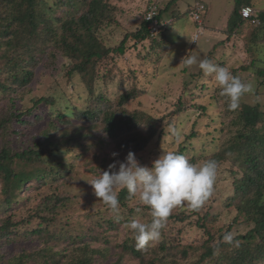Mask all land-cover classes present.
<instances>
[{
	"label": "trees",
	"instance_id": "trees-1",
	"mask_svg": "<svg viewBox=\"0 0 264 264\" xmlns=\"http://www.w3.org/2000/svg\"><path fill=\"white\" fill-rule=\"evenodd\" d=\"M108 1L0 0V142H2L0 184L3 197L0 199V215H3L0 219V247L17 237L16 229L21 224L13 223L7 213L15 205V200L24 189L25 183L34 179L42 180L46 174L63 168L61 162L55 164L52 158L74 155L75 151L86 146L85 143L92 146L91 140L94 144H105L109 140L115 144L117 150L124 153L130 151L134 154L139 153L153 141L157 144L166 142L164 137L170 132L164 126H172L174 116L185 112L182 108L185 104L178 103L177 109L170 114L168 123L163 125L164 117L155 118L147 114L129 113L122 108L139 97L141 92L134 87L118 95L115 101L118 107L116 111L109 110L111 103L106 95L96 93L94 89L96 82L100 79L99 76H103L100 72L107 66L115 64V57L124 56L138 44L149 43L148 49H145L148 53L147 58L142 59L137 55L142 59L140 65L150 59L148 62L159 66L167 53L166 47L173 46L169 41L167 42L163 34L173 22L161 19L167 12V4L160 6L156 17L159 21L157 36H150L149 22L144 20V12H142L141 23L134 32L126 34L113 48L103 46L101 31L112 21L107 11L112 13L113 7ZM251 3L252 0L245 2L235 0L228 19L227 38L230 39L233 35L242 38L245 36L244 33L250 30L251 34L247 35L244 41L251 61L249 64L244 61L241 70L249 71L252 76V82L249 83L254 87L242 97L258 100L262 94L259 88L264 86V70L261 69L264 67V61L259 60L255 53L252 55L250 45L256 44L257 41H254L257 39L255 37L257 33L262 31L264 35V19ZM197 4L204 6L201 16L204 24L207 5L202 2H196L187 12V17L191 19V12L195 11ZM244 8H250L257 14L259 25H252L253 17L244 19L241 16V10ZM130 41L132 46L127 45ZM258 42L264 45V36ZM47 48L51 49V52L47 53L50 61L61 56L72 62L73 67L67 72L69 77L74 72L79 73L81 83L87 88L90 97L85 110L80 111L74 107L72 113L67 115L45 114L44 111L35 114V109L39 105L52 106L54 101L51 98L33 97L32 107L19 112L17 102L22 101L23 93L29 91L34 68L41 60V56H34V53ZM206 59L210 60V57ZM112 69L113 66L109 71L111 72ZM236 73L237 71L234 76ZM187 75H190L189 78L193 81L203 78L202 70L196 73L189 72ZM120 88L123 89L122 86ZM195 108H197V116L193 127L200 118L207 116V108L203 106H195ZM226 110L232 118L220 130L223 142L219 154L211 159H208V156L200 155L195 158L190 155L196 149L190 141L196 140L197 131L187 135L184 143L173 153L182 154L193 163L216 160L220 166L219 171L222 166L231 170L233 193L223 205L226 209L235 211L233 224H238L239 218H242L244 223L239 224L246 226L252 224L253 227L246 234H233L234 226L231 223L211 232L210 228L217 222V216L209 212L213 205L208 204L205 207L203 205L199 210H192L187 204H183L171 212L162 229L161 238L154 244L138 250L126 224L134 219L143 223L150 222V211L137 204L129 207L132 197H129L126 189L118 190L119 213L113 217L108 216L104 222L113 230H117L119 225L125 230V238L117 246V251L105 249L102 253L100 249H90L88 244L83 242L82 236L67 238L83 244L78 247L68 264H94V255L99 258L117 257L115 264L124 257L138 261L139 264H264V112L258 104L250 105L242 101L235 109H230L227 101ZM54 115H58L57 121L51 120L50 117ZM26 117L32 119L27 120ZM44 120L46 124L42 126L40 135L35 137L37 142L13 147V137L24 134L19 128L38 125ZM96 132L101 133L100 137L95 136ZM172 137L175 139L173 134ZM203 208H205L204 212ZM52 221V218H40L39 226L23 236H28L38 245H43L41 248L33 253L23 251L6 260V256L0 252V261L4 264H58L61 260L67 262L65 253L67 249L61 247L62 241L57 242L60 237L50 230ZM186 222L189 228H194L193 231H200L202 237L200 235L196 240L184 242V234L189 229L184 228ZM226 233L233 235L232 244L223 242ZM55 240L56 242H53Z\"/></svg>",
	"mask_w": 264,
	"mask_h": 264
},
{
	"label": "rangeland",
	"instance_id": "rangeland-1",
	"mask_svg": "<svg viewBox=\"0 0 264 264\" xmlns=\"http://www.w3.org/2000/svg\"><path fill=\"white\" fill-rule=\"evenodd\" d=\"M177 1H179L177 6L165 12L161 17L162 20H165L174 15L175 24L163 31L164 38L173 46L166 47L167 53L162 58L160 65L154 66L148 62L150 59L143 61V65H140V60L146 59L148 56L145 49H148L149 43L138 44L136 48L127 51L124 56L115 57V64L112 65L114 69L110 72L109 70L112 68L110 65L102 70L100 73H103L101 74L103 76H99L100 79L94 87L97 94L102 93L110 100L111 107L109 110L111 111L118 109L115 105L118 95L134 87L141 92L139 97L122 108L129 113L147 114L155 118L164 117L163 121L165 122L163 125L168 123L171 117L170 114L177 109L178 103L185 104L182 107L185 112L174 116L172 126H164L170 132L169 135L167 134L164 137L166 142L157 144L156 141H153L143 151L135 154L141 165L149 167L163 152L177 150L184 143L185 137L190 135L192 131H197L198 135H196V140L190 141L192 146L196 148L195 152L190 154L191 156L197 158L202 155L211 159L219 154L222 149L223 135L220 130L225 123L228 124L232 117L228 115L229 112L226 110L227 98L221 95V89L216 86L210 76L203 73V78L193 81L189 78L190 75H187L189 72L196 73L201 70L198 66L199 61L210 57L211 62L214 64L220 62L216 65L227 67L233 75L237 71L236 77L242 80L243 83L252 82L249 71L241 70L244 61L247 64L251 61L246 52L244 38L241 39L239 36L233 35L228 39L226 35L222 36V32H220L221 38L210 34V30L213 31L219 23L222 25L220 29L225 32L226 27L223 20L230 15L235 0ZM194 1L207 5L205 20L209 23V28H206L207 31L196 43L190 42V37L185 33L183 35L180 30V28L190 26L191 20L187 17V10L191 8ZM241 1L245 2V0ZM108 3L113 7L112 13L107 11L112 21L102 29L101 42L106 48H113L122 41L126 34H131L139 27L144 3L142 0H109ZM251 4L257 10L264 11V0H252ZM206 21L205 27H207ZM170 29L173 31L169 32ZM248 32L245 33L248 34ZM263 36L262 31L257 33L255 36L257 39L254 41L257 42L250 45V49L252 55L255 53L259 60L264 61V45L258 42ZM127 45L132 46V42L130 41ZM48 52H51V49L48 50L47 48V50L34 53V56H41V60L34 68V77L31 84H29V91L24 92L23 100L17 102L19 112L32 107L31 99L33 97L51 98L54 101L52 106L39 105L35 109V114L44 111L45 114L61 113L67 115L72 113L74 107H77L80 111L85 110L90 97L87 88L81 83L79 73L74 72L69 77L67 72L73 67L72 62L61 56L50 61V56L47 55ZM137 55L141 56L142 59H139ZM188 57H196L197 63L185 67L183 60ZM261 69L264 70V67H261ZM184 73L185 75H183ZM251 86V88L254 87L253 84ZM261 91L262 94L258 100L242 97L240 101L250 105L258 104L264 112V86L259 88V92ZM195 106L207 108V116L200 118L196 126L193 127L197 116ZM56 116L58 115L50 117L51 120L57 121ZM26 119L30 120L32 117H26ZM45 124L46 120L41 121L38 125H27L23 129L19 128L24 134L21 133L19 136L13 137V147L24 146L28 142L30 144L37 142L38 140L35 137L40 135L42 126ZM172 134L175 139H173ZM100 135V132L95 133L96 137H100ZM85 144L86 146L75 151L74 155L52 158L55 164L61 162L63 168L46 174L42 180L34 179L25 183L24 189L15 200V205L7 213V216H11L13 223L21 225H18L16 229L17 237L0 247L1 254L6 256L5 260L8 257L12 258L19 255L23 251L33 253L43 246L38 245L35 240H30L28 236V238L23 237L39 226L42 217L52 218L50 230L57 234V237H60L57 242L62 241L61 247L67 249L65 251L68 258L66 259L67 262L61 260L58 264L70 263L78 247L83 246L82 243L67 238L82 236L83 242L88 244L90 249H100L102 253L105 249L112 252L117 251V246L125 238V230L121 225L117 230L105 225L104 222L107 217H113L115 213L111 212L101 200L94 196L90 183L99 178L104 171H107L108 166L114 160L124 161L128 153L117 150L115 144L109 140L105 144H94L93 140L90 142L92 146H89L88 143ZM1 146L2 142H0V150ZM113 152L119 155L114 158L112 156ZM205 153L206 155H204ZM118 167L117 164V169ZM232 183L233 174L231 170L222 166L221 171L218 170L217 172L212 197L210 196L204 204V207L208 204L213 205L209 212L217 216L216 224L210 228L212 229L211 232L217 231L218 228H222L224 225L233 224L236 216L235 211L226 209L223 205L232 196ZM2 198L0 184V199ZM135 204L144 207L138 203L136 198L132 197L128 206L134 207ZM39 210H45L46 212L43 213ZM202 210L204 212L205 208ZM2 218L3 215H0V219ZM238 222L242 223V218H239ZM239 223L233 224V234H246L253 227L252 224L246 226L242 225L244 223ZM187 224L186 222L185 229L189 228ZM189 229L184 234V242L196 240L201 235L200 231L195 232L192 230L194 228ZM84 233L87 235H83ZM53 242H56V240ZM150 244L152 245L154 242ZM94 257V264H115L118 259L109 256L99 258V256L94 255ZM0 264H4V262L0 261ZM118 264L139 263L129 257H124Z\"/></svg>",
	"mask_w": 264,
	"mask_h": 264
},
{
	"label": "clouds",
	"instance_id": "clouds-1",
	"mask_svg": "<svg viewBox=\"0 0 264 264\" xmlns=\"http://www.w3.org/2000/svg\"><path fill=\"white\" fill-rule=\"evenodd\" d=\"M183 63L192 66L197 63V58L188 57ZM198 66L221 89V95L227 98L230 109L237 108L241 97L251 90V84L243 83L227 67L207 59L199 61ZM118 155L112 153L114 158ZM217 171L216 160L193 163L184 155L173 152H163L149 167L141 165L130 151L124 161L114 160L108 170L90 184L94 196L115 214L120 208L118 190L124 189L130 198H136L140 205L150 211V222L134 219L126 224L140 250L161 238L162 229L176 207L187 204L190 209L199 210L205 204L213 192ZM233 240L231 233L223 236L225 243L232 244Z\"/></svg>",
	"mask_w": 264,
	"mask_h": 264
},
{
	"label": "built area",
	"instance_id": "built-area-1",
	"mask_svg": "<svg viewBox=\"0 0 264 264\" xmlns=\"http://www.w3.org/2000/svg\"><path fill=\"white\" fill-rule=\"evenodd\" d=\"M145 3L144 6V20L149 22V33L151 37H155L158 35L159 21L156 18L160 6L163 4V0H143ZM204 11V6L201 4L196 5L195 11L191 12V20L196 24V32L193 34L192 41L196 43L198 39L203 35L204 26L203 20L201 18ZM241 16L244 19H248L253 17L252 25H259V20L257 18V14L253 12L250 8H244L241 10Z\"/></svg>",
	"mask_w": 264,
	"mask_h": 264
},
{
	"label": "crops",
	"instance_id": "crops-1",
	"mask_svg": "<svg viewBox=\"0 0 264 264\" xmlns=\"http://www.w3.org/2000/svg\"><path fill=\"white\" fill-rule=\"evenodd\" d=\"M143 1V0H142ZM178 2L179 1H175V0H163V5H166L167 4V12H168V10H172V9H174V7L175 6H177V4H178ZM196 2H199V1H194V4L196 3ZM143 3H144V1H143ZM193 4V5H194ZM192 5V6H193ZM144 6H145V3H144ZM144 6H143V8H144ZM191 6V7H192ZM191 9V8H190ZM189 9V10H190ZM189 10H187V12L189 11ZM258 11V10H257ZM258 12H260L261 13V15H262V19H264V11H258ZM179 16H180V13H179ZM173 18L175 19V17H174V15H171V16H169L168 18H166V21H169V20H172L173 22H172V24H175V21L173 20ZM228 19H229V16L228 17H225L224 18V20H223V24L225 25V27H226V30H225V32L224 31H222L221 29H220V27L222 26L220 23H219V25L217 24L214 28V30L213 31H211L210 30V34L211 35H213L214 37H218V38H221V36H220V32H222V36L223 35H226V37H227V34H228V32H227V25H228ZM191 20V19H190ZM206 21V20H205ZM204 24H205V22H204ZM204 24H203V26H204ZM206 24H207V27H205L204 26V31H203V34L207 31L206 30V28H209V23H207V21H206ZM180 30H181V32L183 33V35H185V34H187L188 35V37H190V39L192 40V37H193V34L196 32V25L194 24V22L191 20L190 21V26H185V27H183V28H180ZM171 31H173L172 29H171ZM185 33V34H184ZM247 33V32H246ZM246 33H244L245 34V36H243L242 38H245V37H247V35H250L251 33L250 32H248V34H246ZM241 38V39H242ZM192 42V41H191ZM193 43V42H192Z\"/></svg>",
	"mask_w": 264,
	"mask_h": 264
}]
</instances>
